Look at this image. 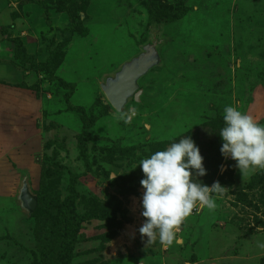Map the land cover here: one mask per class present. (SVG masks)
Returning <instances> with one entry per match:
<instances>
[{
	"label": "rangeland",
	"instance_id": "obj_1",
	"mask_svg": "<svg viewBox=\"0 0 264 264\" xmlns=\"http://www.w3.org/2000/svg\"><path fill=\"white\" fill-rule=\"evenodd\" d=\"M154 35L117 113L100 84ZM226 106L264 124V0H0V264H264V169L222 156ZM187 136L227 190L147 245L139 162Z\"/></svg>",
	"mask_w": 264,
	"mask_h": 264
},
{
	"label": "clouds",
	"instance_id": "obj_2",
	"mask_svg": "<svg viewBox=\"0 0 264 264\" xmlns=\"http://www.w3.org/2000/svg\"><path fill=\"white\" fill-rule=\"evenodd\" d=\"M223 120L225 126L219 134L223 141L222 156L234 160L241 174L264 169V124L234 106L225 107ZM139 166L144 174L140 183L144 189L142 216L145 218L139 231L147 238V245L157 238L161 244L171 245L178 227L198 205L215 210L213 194L222 195L227 190L218 181L211 187L197 182L198 177L207 173L191 136L141 160Z\"/></svg>",
	"mask_w": 264,
	"mask_h": 264
},
{
	"label": "water",
	"instance_id": "obj_3",
	"mask_svg": "<svg viewBox=\"0 0 264 264\" xmlns=\"http://www.w3.org/2000/svg\"><path fill=\"white\" fill-rule=\"evenodd\" d=\"M162 41L153 38L141 47L135 57L125 62L118 71L100 84L107 104L115 112L121 113L129 100L140 101L143 91L140 89L139 80L161 64L158 48ZM16 201L19 209L28 216L37 207V197L31 193L26 179L22 181Z\"/></svg>",
	"mask_w": 264,
	"mask_h": 264
},
{
	"label": "trees",
	"instance_id": "obj_4",
	"mask_svg": "<svg viewBox=\"0 0 264 264\" xmlns=\"http://www.w3.org/2000/svg\"><path fill=\"white\" fill-rule=\"evenodd\" d=\"M148 13H149V16H150V18L151 19H153V22L154 21H156V20H158V19H160V18H163L162 16H163V14H160V12H158L156 9H153V6L152 7H150V9H148ZM174 16H166V15H164V18H163V20L161 21L162 23H164V24H166V25H168V24H170L171 22H173V21H176V20H179V19H175V17H174V19H172V20H170L171 18H173ZM152 21V20H151ZM155 37V35L153 36V38ZM157 37V36H156ZM157 39H159V40H161V38H158L157 37ZM149 42V41H148ZM162 64V63H161ZM161 64L159 65V66H161ZM159 66H157V67H159ZM156 68V67H155ZM185 83H189V82H186V81H184ZM182 85H184V84H180V85H178V87L180 88H183V86ZM208 89H210L211 91H213L214 90V87L212 86V87H209ZM142 95H145V93H143ZM165 95V94H164ZM213 95V94H212ZM263 264V263H262Z\"/></svg>",
	"mask_w": 264,
	"mask_h": 264
}]
</instances>
